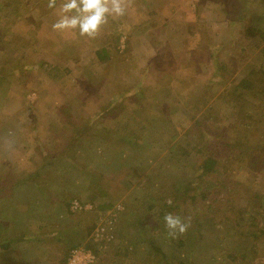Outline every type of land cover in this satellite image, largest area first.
<instances>
[{
  "label": "rangeland",
  "instance_id": "1",
  "mask_svg": "<svg viewBox=\"0 0 264 264\" xmlns=\"http://www.w3.org/2000/svg\"><path fill=\"white\" fill-rule=\"evenodd\" d=\"M60 2L0 0V264H64L65 232L104 204L82 246L109 264H264V96L227 90L264 72V0H132L94 38L52 30ZM203 154L225 165L193 202Z\"/></svg>",
  "mask_w": 264,
  "mask_h": 264
},
{
  "label": "trees",
  "instance_id": "2",
  "mask_svg": "<svg viewBox=\"0 0 264 264\" xmlns=\"http://www.w3.org/2000/svg\"><path fill=\"white\" fill-rule=\"evenodd\" d=\"M243 32L244 33H242L241 38H239V39L237 38V40L239 41L238 44L236 45L238 47V49H236V51L234 50V54L240 55L241 53H239V49H241V52H243V48L245 46V45H243L244 37L247 38L246 35L248 37H251L253 34V30L251 28L244 29ZM240 60L242 61L243 59L241 58ZM5 71L6 70L4 68L0 67V74H1L0 75V85H3L5 82L4 76H7V74H5ZM263 73H264L263 71L255 69L249 75H247L244 79H242L236 85H234L232 88H228L227 89L228 95L231 96V98H232V96H236V94H243V95L244 94L245 95L250 94V96H256V97H258L260 95L264 96V74ZM0 94H1V88H0ZM240 96H242V95H240ZM74 125H76V124H73L72 126H74ZM88 128L89 127L82 128L78 132L82 133L83 131H86ZM92 135L93 134H90V136H92ZM204 145H205V142L202 145L203 149L205 148ZM224 145L227 148H230V149L233 148V149H236L239 151V153L235 155L236 156L235 160L238 161L239 163H242V165H245L247 163V158L249 157L251 150L256 148L255 145H249L246 142L242 141L240 138L237 139L236 141H234V143L233 142L232 143H224ZM70 147L72 148L73 145H71ZM203 151L204 150L201 149V151H198V154L203 153ZM196 165L198 166L197 172H201V174L198 176L199 182L192 181L191 183H189V185H188L189 187H188L187 191L183 193L184 196L191 199V201H193V202L198 201V197L200 196L198 193V189L202 186V183H203L202 180L204 179V177L213 175L215 173H220L221 166L224 169L225 164H224V159L222 160L221 158H218L216 156L203 154V156L201 158H199V160L197 161ZM200 181H202V182H200ZM255 203H256V201H255ZM203 206L206 207L207 205L204 204ZM110 207H111V205L104 204L98 209L97 213L94 214V212H92L91 215H88L90 217L80 218L79 220H77V219L73 220L72 228L74 231H70V228H68V230L64 234L62 241L60 240V242H59L60 244L65 243V242H69L67 245H65V247H67V252H66V258L63 261L64 264L68 261L72 252L75 249L82 246V243L88 237L91 236V234L93 233V231L96 228V224H97L96 221L99 217L98 216L99 213L104 212L105 210H108ZM81 210H83V214H89L88 212L84 213L85 212L84 208ZM81 210H79V211H81ZM247 212H251V211L250 210L244 211V213H247ZM252 220L256 221L255 217H252ZM249 221H250V219H248V222ZM246 225H247V228L249 229V233L252 236H255L256 233L254 232V226L252 224H248V223ZM0 227H1V225H0ZM24 239H25V237L18 238L19 242L21 240L23 241ZM75 239H81V241L79 243L78 242L76 243ZM91 240L85 244L88 245L89 250H91L94 253V255L96 256V258H98L96 261V264H109L110 261L112 260V258L110 256L112 253H110V251L113 248H111L109 250L108 247H106V246L100 247L101 246L100 244H95V242L93 240L92 241ZM10 245H11V243L8 242V243H4L2 245V247L5 250H8V248H10ZM112 247H116V244L113 243ZM116 252H115V255H119ZM156 252L158 254L159 253L162 254V258L165 261L164 264H172L171 262L167 261L166 254L163 251H161L160 249H157ZM109 256H110V258H109ZM180 264H184V263L180 262Z\"/></svg>",
  "mask_w": 264,
  "mask_h": 264
},
{
  "label": "clouds",
  "instance_id": "3",
  "mask_svg": "<svg viewBox=\"0 0 264 264\" xmlns=\"http://www.w3.org/2000/svg\"><path fill=\"white\" fill-rule=\"evenodd\" d=\"M132 0H62L57 19L51 25L59 33L75 31L81 37L94 38L110 20L124 17ZM58 0H48L49 9H57ZM171 205L172 201L169 200ZM167 238L178 239L191 227L190 218L167 213L163 217Z\"/></svg>",
  "mask_w": 264,
  "mask_h": 264
},
{
  "label": "built area",
  "instance_id": "4",
  "mask_svg": "<svg viewBox=\"0 0 264 264\" xmlns=\"http://www.w3.org/2000/svg\"><path fill=\"white\" fill-rule=\"evenodd\" d=\"M72 208L73 210H78V209L81 210L83 208H85L86 210H89L91 207L81 206L80 203L74 202L72 205ZM104 224L105 226L112 225V220ZM103 230H106V228L104 227ZM95 240H96L95 242H99L97 241L98 239H95ZM95 262H96V256L94 255V253L91 250H89V248H87L86 246H82V247L75 249L72 252L71 259L69 260L68 264H95Z\"/></svg>",
  "mask_w": 264,
  "mask_h": 264
}]
</instances>
